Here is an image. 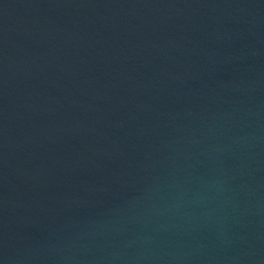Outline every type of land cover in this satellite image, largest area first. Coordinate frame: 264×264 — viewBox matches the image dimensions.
<instances>
[{"label":"water","instance_id":"1","mask_svg":"<svg viewBox=\"0 0 264 264\" xmlns=\"http://www.w3.org/2000/svg\"><path fill=\"white\" fill-rule=\"evenodd\" d=\"M0 264H264V0H0Z\"/></svg>","mask_w":264,"mask_h":264}]
</instances>
